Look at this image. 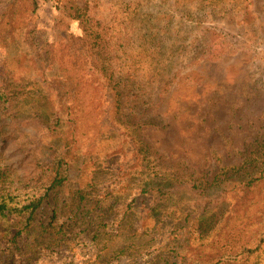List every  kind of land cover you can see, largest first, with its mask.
<instances>
[{
  "label": "rangeland",
  "instance_id": "1",
  "mask_svg": "<svg viewBox=\"0 0 264 264\" xmlns=\"http://www.w3.org/2000/svg\"><path fill=\"white\" fill-rule=\"evenodd\" d=\"M263 4L0 0V200L46 180L41 167L59 152L57 136L74 147L67 189L43 203L27 230L16 236L22 220L0 217V264H264V178L244 184L264 157L242 167L264 140ZM70 7L109 42L115 75L127 72L125 60L136 62L147 82L141 104L110 105L114 91L84 70L75 46L84 34ZM153 24L163 54L131 53L127 38ZM210 29L233 53L212 46L191 61ZM47 103L59 114L58 130ZM215 175L220 181L209 184ZM168 177L177 178L167 184ZM74 188L94 213L67 218L61 199Z\"/></svg>",
  "mask_w": 264,
  "mask_h": 264
},
{
  "label": "trees",
  "instance_id": "2",
  "mask_svg": "<svg viewBox=\"0 0 264 264\" xmlns=\"http://www.w3.org/2000/svg\"><path fill=\"white\" fill-rule=\"evenodd\" d=\"M131 5L135 6L133 8L135 15H140V5L137 3H133ZM72 7L69 9V17L74 21H78L84 34V37L75 38V41H77V44L75 45L76 50L83 56L82 64L84 66V70H86L88 73H95L100 78L103 77L107 84L111 87H109L110 90L114 91L113 94L109 92L106 95L110 105L115 104L118 109L125 110V108L129 109V107H136L141 104L142 100L147 95L145 88L147 82L144 80V77L137 74V70L135 68L136 62L133 59H131V61L125 60L130 65L128 66L127 72L123 70L122 76L115 75V69L112 67V62L109 61L108 58H105L108 57L106 55L109 53V42L103 39L100 33L89 26L88 20L85 18L84 14L81 13L80 9L76 8L73 10ZM152 18L153 14L148 16V20H151ZM160 31L161 30H159L158 25L155 24L152 25L151 29H147L145 33H140L139 35L136 30L134 32L135 35L132 34L127 38V47L131 50V53H137V51L140 49V52L161 56L163 54L162 51L164 50L161 39L164 35L160 36ZM206 32H209L208 35L202 36V38H205L207 41L203 44L205 45L206 49H198L199 52H196L194 56L190 57L191 61L201 60L204 56H207L203 54V52L208 51L207 53L210 54L208 49L212 46H214L221 55L233 53L231 47L227 46L228 41L223 33L211 29ZM137 39H140L141 41H139L138 44L135 43V40ZM126 51L128 52V50ZM43 108H46L44 110L48 117L47 119L50 120L51 129L58 130L60 127V117L56 109H54V104L47 103V105L43 106ZM121 113L122 114L120 115L119 119L127 122L129 120L128 114H126L124 111ZM56 139L57 140L55 143L56 146L59 144V152H57L56 156L52 158V161L48 166L45 164L44 167H41V173L46 180L33 182L32 188L29 191H25L23 193H21V191L24 188L23 186H20L12 193H9L6 198L0 200L1 218L15 215V219L20 218L22 220L23 226L17 231L15 234L16 236L31 226L36 212L40 209L44 202L50 199L51 196H58L57 193H59V191L67 189L70 170L69 161L71 160V155L74 148L73 141L69 136H57ZM260 157H264V140L262 142L257 141L254 149L244 159L242 167L253 166ZM239 168H234L233 170L237 171ZM219 177V175H215L209 184H215L216 182L220 181ZM176 178L177 177H168L165 183L168 184L169 182L174 181ZM263 178L264 168L258 171L257 177L250 178L249 181L244 184L246 186H250L253 183H257L258 181L262 180ZM24 180L31 181L32 179L26 178ZM183 181L186 180L179 179V182ZM162 182H164V180H162ZM194 182L195 181H193V183ZM38 183L40 184L39 186ZM18 184L22 185L24 184V181L18 179ZM65 192L66 198L61 199V205L62 210L66 211L67 218L71 216L70 214L74 213L81 215L84 218L86 215H91V213L96 211L94 210L95 207H91L86 204V192L82 189L74 188L73 190H68ZM56 218V213L53 211L47 227H50L53 219L55 220ZM55 232L63 236L61 227H56ZM79 232H84V230H80ZM96 236L97 233H95V235L92 237L96 238Z\"/></svg>",
  "mask_w": 264,
  "mask_h": 264
}]
</instances>
